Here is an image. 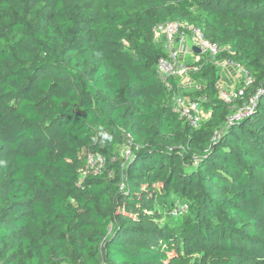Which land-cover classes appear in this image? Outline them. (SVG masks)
<instances>
[{
    "label": "trees",
    "instance_id": "trees-1",
    "mask_svg": "<svg viewBox=\"0 0 264 264\" xmlns=\"http://www.w3.org/2000/svg\"><path fill=\"white\" fill-rule=\"evenodd\" d=\"M166 22L251 73V116L227 125L202 54L181 95L208 118L172 112ZM0 264H264V0H0Z\"/></svg>",
    "mask_w": 264,
    "mask_h": 264
},
{
    "label": "built area",
    "instance_id": "built-area-1",
    "mask_svg": "<svg viewBox=\"0 0 264 264\" xmlns=\"http://www.w3.org/2000/svg\"><path fill=\"white\" fill-rule=\"evenodd\" d=\"M154 38L156 40L164 41V49L166 56L159 58L156 66V73L158 77L166 83L168 77L175 78L177 76H186L190 73L198 71L199 67L196 65L197 59L193 63H187L181 59L179 50L175 47L176 43L184 44L189 38L194 47L199 48L200 54L207 57V59L216 66H227L232 68L236 74L240 88H233L230 92H221L220 96L225 103L231 105L233 113L228 116L226 123L231 125L238 123L244 118L251 116L255 110L257 97L263 92L259 89L256 95L249 98L244 103L235 104L237 100H241V95L248 87H250L254 79L251 73L242 65L233 62L230 59L217 60V56L226 48L220 47L205 38L202 31L194 26L186 25L182 22H166L164 24H157L152 29ZM200 58V57H199ZM233 104V105H232ZM172 112L178 115L179 118L189 123L193 128H198L203 122V110L197 101L189 98L176 95L172 101ZM122 148L123 159L131 157L132 142L129 136ZM216 134L213 139H215ZM85 169L82 175L92 172L99 173L106 165V158L100 154L87 153L85 157ZM188 207L185 203L175 202L174 214L185 213Z\"/></svg>",
    "mask_w": 264,
    "mask_h": 264
},
{
    "label": "crops",
    "instance_id": "crops-1",
    "mask_svg": "<svg viewBox=\"0 0 264 264\" xmlns=\"http://www.w3.org/2000/svg\"><path fill=\"white\" fill-rule=\"evenodd\" d=\"M175 47L179 50L180 57L185 62L193 63L194 61L199 59V55L195 54L192 51V47L194 46L190 38L184 44L176 43ZM219 75H220V80L218 82V87H219L220 93L230 92L233 88H236L239 86L237 74L232 68L227 67V66H221V68L219 69ZM183 85L180 83H177L178 88L179 86L183 87Z\"/></svg>",
    "mask_w": 264,
    "mask_h": 264
},
{
    "label": "rangeland",
    "instance_id": "rangeland-1",
    "mask_svg": "<svg viewBox=\"0 0 264 264\" xmlns=\"http://www.w3.org/2000/svg\"><path fill=\"white\" fill-rule=\"evenodd\" d=\"M218 68L220 69L221 66H218ZM182 77H184V78H182ZM182 77L177 76V77L174 78V79H176L177 83H180L182 85L184 84L183 87L179 86V88H178L179 89V92H178L179 96H182L181 94H183V93L190 92V91L195 90V89H200V84L194 82L193 79H191L188 75L182 76ZM238 87H240V85ZM203 113L204 114H203V119L202 120L204 121L205 119L208 118L209 114L207 112H203ZM232 113H233V110H231V114ZM126 161H128V160L125 159L124 162H126Z\"/></svg>",
    "mask_w": 264,
    "mask_h": 264
},
{
    "label": "clouds",
    "instance_id": "clouds-1",
    "mask_svg": "<svg viewBox=\"0 0 264 264\" xmlns=\"http://www.w3.org/2000/svg\"><path fill=\"white\" fill-rule=\"evenodd\" d=\"M101 135L103 136L104 139H108V140L111 139V137L106 132H101Z\"/></svg>",
    "mask_w": 264,
    "mask_h": 264
},
{
    "label": "water",
    "instance_id": "water-1",
    "mask_svg": "<svg viewBox=\"0 0 264 264\" xmlns=\"http://www.w3.org/2000/svg\"><path fill=\"white\" fill-rule=\"evenodd\" d=\"M192 51L195 53V54H200V50H199V48H197V47H192Z\"/></svg>",
    "mask_w": 264,
    "mask_h": 264
},
{
    "label": "bare ground",
    "instance_id": "bare-ground-1",
    "mask_svg": "<svg viewBox=\"0 0 264 264\" xmlns=\"http://www.w3.org/2000/svg\"><path fill=\"white\" fill-rule=\"evenodd\" d=\"M236 88H238V87H236Z\"/></svg>",
    "mask_w": 264,
    "mask_h": 264
}]
</instances>
